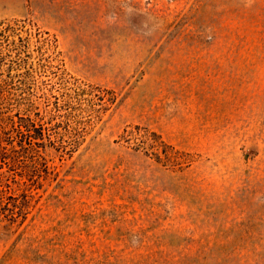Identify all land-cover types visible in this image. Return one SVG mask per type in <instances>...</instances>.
<instances>
[{"label":"rangeland","instance_id":"obj_1","mask_svg":"<svg viewBox=\"0 0 264 264\" xmlns=\"http://www.w3.org/2000/svg\"><path fill=\"white\" fill-rule=\"evenodd\" d=\"M0 264H264V0H0Z\"/></svg>","mask_w":264,"mask_h":264},{"label":"trees","instance_id":"obj_2","mask_svg":"<svg viewBox=\"0 0 264 264\" xmlns=\"http://www.w3.org/2000/svg\"><path fill=\"white\" fill-rule=\"evenodd\" d=\"M4 31V29H0V34H1V32H3ZM1 47V46H0Z\"/></svg>","mask_w":264,"mask_h":264}]
</instances>
